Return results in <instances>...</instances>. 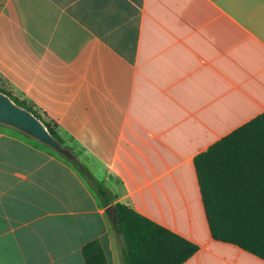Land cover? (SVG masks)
Here are the masks:
<instances>
[{
	"label": "crops",
	"instance_id": "0c3cea01",
	"mask_svg": "<svg viewBox=\"0 0 264 264\" xmlns=\"http://www.w3.org/2000/svg\"><path fill=\"white\" fill-rule=\"evenodd\" d=\"M0 86L111 196L0 124V264H84L93 240L124 264L116 202L194 244L182 264H264L212 237L195 164L218 144L264 184V0H0Z\"/></svg>",
	"mask_w": 264,
	"mask_h": 264
},
{
	"label": "trees",
	"instance_id": "16d2710c",
	"mask_svg": "<svg viewBox=\"0 0 264 264\" xmlns=\"http://www.w3.org/2000/svg\"><path fill=\"white\" fill-rule=\"evenodd\" d=\"M0 92L35 115L63 146L55 123L50 120L51 124L45 122L42 114L31 104L2 86ZM218 146L195 159L211 235L216 240L233 243L264 260V184L232 183L233 178L240 174L235 168L236 150L220 152L218 158H213ZM68 152L70 157L61 156L72 163L107 205L111 200L109 192ZM225 159L228 162L223 164ZM220 163L224 168L219 169ZM112 212L116 232L124 245V264H182L197 250L194 244L139 215L125 204L116 202ZM81 254L84 264H106L104 251L97 240L85 244Z\"/></svg>",
	"mask_w": 264,
	"mask_h": 264
},
{
	"label": "water",
	"instance_id": "95a60500",
	"mask_svg": "<svg viewBox=\"0 0 264 264\" xmlns=\"http://www.w3.org/2000/svg\"><path fill=\"white\" fill-rule=\"evenodd\" d=\"M0 124L22 132L62 156H71L68 150L50 135L35 115L14 103L2 92H0Z\"/></svg>",
	"mask_w": 264,
	"mask_h": 264
},
{
	"label": "rangeland",
	"instance_id": "374dc122",
	"mask_svg": "<svg viewBox=\"0 0 264 264\" xmlns=\"http://www.w3.org/2000/svg\"><path fill=\"white\" fill-rule=\"evenodd\" d=\"M41 117H42V119H43L45 122H48L49 124H51V122H50L47 118L43 117L42 115H41Z\"/></svg>",
	"mask_w": 264,
	"mask_h": 264
}]
</instances>
